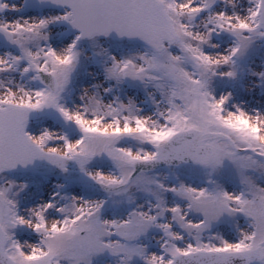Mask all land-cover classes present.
<instances>
[{
	"label": "snow or ice",
	"instance_id": "obj_1",
	"mask_svg": "<svg viewBox=\"0 0 264 264\" xmlns=\"http://www.w3.org/2000/svg\"><path fill=\"white\" fill-rule=\"evenodd\" d=\"M0 264H264V0H0Z\"/></svg>",
	"mask_w": 264,
	"mask_h": 264
}]
</instances>
